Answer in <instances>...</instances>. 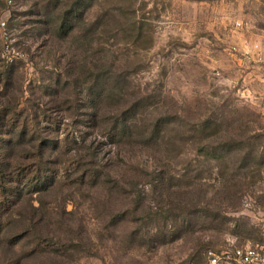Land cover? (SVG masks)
Instances as JSON below:
<instances>
[{
    "label": "rangeland",
    "instance_id": "obj_1",
    "mask_svg": "<svg viewBox=\"0 0 264 264\" xmlns=\"http://www.w3.org/2000/svg\"><path fill=\"white\" fill-rule=\"evenodd\" d=\"M34 1L0 0V67L14 63L19 110L59 122L40 124L63 144L58 169L78 170L41 195L42 211L22 200L5 215L0 264H203L208 249L264 246V0H87L96 53L76 57L118 80L96 126L84 68L57 98L37 88L70 73L74 48L31 22ZM124 113L132 130L115 146L108 128ZM88 167L96 177L80 184Z\"/></svg>",
    "mask_w": 264,
    "mask_h": 264
},
{
    "label": "trees",
    "instance_id": "obj_2",
    "mask_svg": "<svg viewBox=\"0 0 264 264\" xmlns=\"http://www.w3.org/2000/svg\"><path fill=\"white\" fill-rule=\"evenodd\" d=\"M15 1L13 0V5ZM89 3L87 0H35L34 4H32L33 9L25 12L35 16V21L31 19V22L41 25V28L45 30L43 33H48L52 36L53 43L58 44L72 38L70 45L72 46L71 48H74V50L70 51V73H57L46 78L45 82L42 80L38 81L37 88L41 95L44 92H48L52 97L57 98L66 86H78L75 74H78L80 69L84 68V72L89 74L85 85L88 95L86 118L90 121L91 126H96L102 103L101 93L106 91L108 85L118 82V80H115L111 75H107L104 70L106 69L104 68L105 65L102 62H94L93 56L88 61V56H85L84 63H79L76 57L78 56L76 50L80 49L83 54H86L93 51L91 49L92 45L94 44L95 46L96 43L90 37L89 29L84 26L88 23L86 8ZM24 14L28 13H23L22 15ZM14 17L15 15L11 17V20ZM23 23L27 24V21L23 20ZM20 24L22 25V23ZM77 34H79L81 40H84L80 44L76 41ZM36 35L39 36L41 33ZM25 49L27 53L30 52V47ZM93 52L96 53V51ZM13 64H9L8 70L5 71L0 67V100L6 102V107H2V103H0V234H3L2 232L4 231L2 223L5 215L11 214V209L14 206L16 207L22 200H26L29 207L34 211H42L43 201L41 195L59 185L60 177L67 176L68 178L78 170L77 165L67 173L63 171L67 168L65 165L64 167L62 166V169H58L61 164L59 157L63 154V150H61L63 144H60L58 138L53 141L45 139L41 132V122L49 123L50 125H47V127L55 128V131H59V122L39 105H34V109L26 113L19 110L21 84L20 87L17 84V72L12 67ZM76 64H78L77 67H75ZM55 66L57 65L53 67ZM98 86H100L99 90H97ZM131 124L128 120V113L113 119V123L108 129L111 130L110 136L115 140V146L120 144L121 139L119 136L121 134L132 130ZM66 136L68 135L66 134ZM72 141L74 144L77 143L75 136H72ZM27 145H30L33 149L30 155H25L24 158H21V155L18 158L10 155L17 148L26 150ZM47 147L53 149L57 154L54 159H49L48 161L45 159ZM79 148H83L81 142ZM88 150L90 151L88 156L94 158L96 147H89ZM72 156H70V161L76 162ZM91 170L92 168L88 167L81 173L78 178L80 184L91 177H96ZM96 170L94 169L93 171ZM32 200L38 203L37 206L33 205Z\"/></svg>",
    "mask_w": 264,
    "mask_h": 264
},
{
    "label": "built area",
    "instance_id": "obj_3",
    "mask_svg": "<svg viewBox=\"0 0 264 264\" xmlns=\"http://www.w3.org/2000/svg\"><path fill=\"white\" fill-rule=\"evenodd\" d=\"M7 7L13 5V0H3ZM6 21L0 19V28L4 30ZM8 46L6 47V49ZM12 61V59H8ZM203 264H264V246L260 245H230L226 249L205 251Z\"/></svg>",
    "mask_w": 264,
    "mask_h": 264
}]
</instances>
